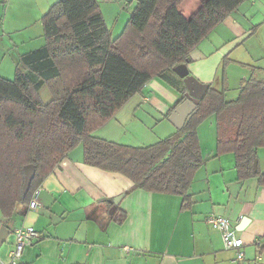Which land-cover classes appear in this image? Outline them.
I'll list each match as a JSON object with an SVG mask.
<instances>
[{
  "label": "crops",
  "instance_id": "1",
  "mask_svg": "<svg viewBox=\"0 0 264 264\" xmlns=\"http://www.w3.org/2000/svg\"><path fill=\"white\" fill-rule=\"evenodd\" d=\"M58 1L0 0V30L34 44L44 38L42 18ZM137 1L98 0L113 37L122 33ZM202 1L184 0L180 11L191 18ZM189 58V74L199 82L221 91L225 81L228 102L238 98L242 81H264V0H245ZM169 77L175 86L161 77L150 79L93 135L144 147L178 131L169 117L186 90L174 71ZM232 88L237 96L230 94ZM198 135L204 163L189 187L186 207L179 195L133 189L126 176L85 164L80 144L36 190V210L29 203L19 205L9 219L0 210V231L9 232L0 245V262L9 259L15 229L31 226L42 237L26 248L18 264H264V186L256 178L238 179L233 154L217 155L215 115L199 125ZM258 157L264 172V148ZM121 211L126 220L119 224L115 213ZM211 215L227 218L236 230L245 221L237 230L245 242L244 260L234 262L236 253L225 249L220 232L207 222Z\"/></svg>",
  "mask_w": 264,
  "mask_h": 264
},
{
  "label": "trees",
  "instance_id": "2",
  "mask_svg": "<svg viewBox=\"0 0 264 264\" xmlns=\"http://www.w3.org/2000/svg\"><path fill=\"white\" fill-rule=\"evenodd\" d=\"M244 1L203 0L186 18L180 11L184 0H138L117 37L98 0L54 3L42 18L45 44L20 55L13 80L0 76L3 217L28 205L44 179L80 144L85 164L126 176L133 189L179 195L186 207L189 187L204 163L198 127L212 115L217 118V155L233 154L238 179L256 178L264 186L258 157L264 148V81L256 78L242 81L232 102L226 100L225 81L221 91L209 85L191 120L156 144L134 147L93 135L150 79L161 77L175 86L169 77L173 69L189 64L190 53ZM29 165L36 173L24 195ZM115 220L124 223L126 213L116 212Z\"/></svg>",
  "mask_w": 264,
  "mask_h": 264
},
{
  "label": "built area",
  "instance_id": "3",
  "mask_svg": "<svg viewBox=\"0 0 264 264\" xmlns=\"http://www.w3.org/2000/svg\"><path fill=\"white\" fill-rule=\"evenodd\" d=\"M39 206L38 191H35L29 203V208L31 210H36ZM207 222L213 229L220 232L225 249L233 250L236 253L234 262L244 260L245 254L243 252V247L245 242L238 236L235 226L227 218L217 215L209 216ZM41 237L42 234L31 226L15 229V245L9 254V259L6 262H0V264H18L26 248Z\"/></svg>",
  "mask_w": 264,
  "mask_h": 264
},
{
  "label": "water",
  "instance_id": "4",
  "mask_svg": "<svg viewBox=\"0 0 264 264\" xmlns=\"http://www.w3.org/2000/svg\"><path fill=\"white\" fill-rule=\"evenodd\" d=\"M173 71L179 78L183 80L186 88L184 101L175 108V110L169 117V122H171L177 128V130H180L191 120V118L195 114L198 105L209 89V85L203 84L199 82L195 77L191 76L186 64H180L176 66ZM35 173L36 170L34 165H29L24 168V195L29 192L31 183L35 177ZM116 202L117 200L115 201V203ZM244 225L245 221L241 223V228L244 227ZM241 228L238 227L237 230H241ZM8 233L9 232L5 227L1 228L0 245L5 241Z\"/></svg>",
  "mask_w": 264,
  "mask_h": 264
},
{
  "label": "rangeland",
  "instance_id": "5",
  "mask_svg": "<svg viewBox=\"0 0 264 264\" xmlns=\"http://www.w3.org/2000/svg\"><path fill=\"white\" fill-rule=\"evenodd\" d=\"M7 32V30H5ZM3 32V30H0V76L2 77H8V78H14L15 77V70H16V60L19 57L20 54L27 53L28 51L35 50L41 48L45 40L43 39H35L33 41L34 44H30L32 42H29L26 40V42L23 43V38H11L9 34L6 32ZM40 41V44H37ZM30 44L32 48H29ZM223 68L220 72L221 75H223ZM8 75V76H6ZM10 75V77H9ZM230 79V77H229ZM231 83H234L233 78H231ZM233 90H230V94L232 96L238 95V90H234L236 88H232ZM42 95L44 98L48 99L50 97L49 92L46 90V88L43 89ZM230 96V97H232ZM140 146V145H139Z\"/></svg>",
  "mask_w": 264,
  "mask_h": 264
}]
</instances>
